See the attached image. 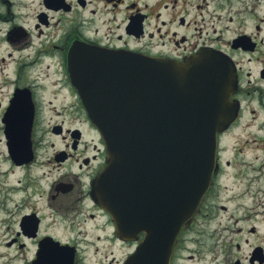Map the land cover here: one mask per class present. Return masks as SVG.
Segmentation results:
<instances>
[{
	"label": "flooded vegetation",
	"instance_id": "flooded-vegetation-1",
	"mask_svg": "<svg viewBox=\"0 0 264 264\" xmlns=\"http://www.w3.org/2000/svg\"><path fill=\"white\" fill-rule=\"evenodd\" d=\"M261 7L264 0H21L17 4L14 0H0V64L10 67V72L0 80V87H7L0 116L10 106L17 114L32 111L34 115L30 160L21 164L12 161L2 139L8 171H23L13 188L18 193L28 191L23 193L17 207H27L28 211L19 215L13 231L0 222V246L4 243L5 248L15 252L13 257L23 259L25 264H35L37 255L45 254L46 243L51 246L48 238L68 245L63 251L49 254H72L73 264H84L87 255L94 257V264H124L129 255L112 254L108 248L101 247L103 243L129 242L116 237L108 214L91 194L92 182L104 165L105 151L68 75L67 56L73 45L179 61L201 49L228 55L237 75V88L232 95L238 104L237 116L218 136L217 167L211 184L192 221L182 228L180 238L185 241L189 229L212 208L226 209V202L237 201L231 208L233 211L241 207L264 213V13ZM43 65L53 66L50 84L54 86L55 97H67L64 102L49 101L50 106L44 107L42 91L50 80L33 75L35 68ZM46 112L84 117L83 129L80 126L66 129L68 139L64 148L47 158L41 154L44 146L36 136L38 117ZM60 121L50 126L51 132H64V120ZM83 130L92 135L91 142L84 138ZM242 130L252 132V137L237 138ZM43 167L49 172L53 169L59 172L50 177L47 171H35ZM41 182L45 186L38 188L36 184ZM36 195L45 199L41 208L33 202ZM221 195L225 203L217 202ZM4 203L0 201V206ZM248 217L244 212L239 219ZM89 221L95 236L89 233ZM180 238L170 264H178L180 259ZM257 246L262 248L261 253L252 254ZM244 258L246 264H264L263 245L253 246Z\"/></svg>",
	"mask_w": 264,
	"mask_h": 264
},
{
	"label": "water",
	"instance_id": "water-1",
	"mask_svg": "<svg viewBox=\"0 0 264 264\" xmlns=\"http://www.w3.org/2000/svg\"><path fill=\"white\" fill-rule=\"evenodd\" d=\"M85 51L88 60L69 71L106 146L97 202L118 236L147 232L126 264H168L181 225L209 185L216 134L236 115L234 72L225 59L204 53L175 63ZM42 258L72 264L59 254Z\"/></svg>",
	"mask_w": 264,
	"mask_h": 264
},
{
	"label": "rangeland",
	"instance_id": "rangeland-1",
	"mask_svg": "<svg viewBox=\"0 0 264 264\" xmlns=\"http://www.w3.org/2000/svg\"><path fill=\"white\" fill-rule=\"evenodd\" d=\"M19 1L21 0H14L16 4ZM260 9L263 11L262 13H264V7H261ZM47 62L49 61H44V63ZM53 71V66L43 65L37 66L33 72V75L39 74V76L48 77L50 80L45 90L42 91L44 96V107L50 106L49 101H53L57 104L59 102H64L67 99L66 96L55 97V94L53 93L54 86L50 84L52 83L51 80L53 81ZM9 72V66L0 64V80L4 74ZM6 98L7 87H0V104H2ZM61 119L64 120L62 121L64 132L56 135L50 131V126L54 123H61ZM83 121L84 117L78 118L77 116L74 117L72 115L61 116L49 112L39 115L36 136L44 146L41 154H44L45 157H49L52 156L56 150L64 148V142L68 139V132L66 129L73 128L74 126H80V128L83 129V125L81 124ZM1 127L2 123L0 120V199L2 198L0 201L6 202L2 205V207L0 206V222L4 223V225L7 224V228L9 227V230L13 231V229L17 226V219L19 215L24 211H28L26 209L27 207H17V204L20 203V198H24L23 193L28 194V191L18 193L15 190L16 188H13V185L17 184V180L22 177L23 171H18L16 169H10L8 171V163L5 162L6 159L4 157L5 154ZM83 131L85 133V130ZM251 133L252 132L248 133L247 131L244 132V130H242L237 138H251ZM84 136L85 139L91 142V134L87 135L85 133ZM35 171H47V175H50V177L55 176V174L59 172V170L56 169L49 172L45 167L35 169ZM46 180H48V177ZM36 186L40 188L41 186H45V183L41 182L40 184H36ZM44 200V197L36 195L33 202L37 205V207L41 208ZM217 202L225 203L224 195L219 196ZM234 202L237 201L233 200L232 202H226V209H221L217 206L212 208L189 229L186 234L185 241H183L179 249L180 259L178 264H246L244 257L246 254H249V251L253 246L259 244L264 247L263 211H259L258 209L246 211V209H242L241 207L233 211L231 208L234 205H237V203ZM3 207L8 208L5 210ZM244 212H246L249 217L244 220L239 219ZM87 226H89V233L95 236V231L90 227L91 221L88 222ZM51 230L54 231L55 226H53ZM101 247L108 248V251L111 250L112 254L119 255L126 254L130 250L128 246H120L119 243L113 245L103 243ZM0 252H3V254H0V264H25L23 259L14 258L13 253L15 252L11 249L5 248L4 243L0 246ZM27 255L28 254H22L21 256L26 257ZM119 255H117V257H119ZM94 260L95 259L92 255H87L84 264H94Z\"/></svg>",
	"mask_w": 264,
	"mask_h": 264
}]
</instances>
